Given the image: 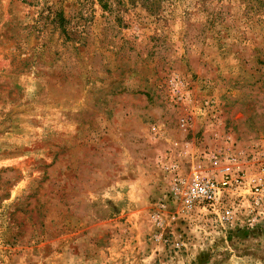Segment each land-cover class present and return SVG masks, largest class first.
<instances>
[{
    "label": "rangeland",
    "instance_id": "obj_1",
    "mask_svg": "<svg viewBox=\"0 0 264 264\" xmlns=\"http://www.w3.org/2000/svg\"><path fill=\"white\" fill-rule=\"evenodd\" d=\"M227 162L264 184V0H0V264H264V200L171 194Z\"/></svg>",
    "mask_w": 264,
    "mask_h": 264
},
{
    "label": "built area",
    "instance_id": "obj_2",
    "mask_svg": "<svg viewBox=\"0 0 264 264\" xmlns=\"http://www.w3.org/2000/svg\"><path fill=\"white\" fill-rule=\"evenodd\" d=\"M199 168L197 166V170L192 171L188 178L174 176L172 179L171 194L181 211H197L218 227L232 226L238 222L254 226L260 213L257 209L264 200L261 179H256L258 183L245 191V173L240 167L227 162L210 176L198 171ZM251 206L258 207L247 210ZM254 211L257 213L251 217Z\"/></svg>",
    "mask_w": 264,
    "mask_h": 264
},
{
    "label": "trees",
    "instance_id": "obj_3",
    "mask_svg": "<svg viewBox=\"0 0 264 264\" xmlns=\"http://www.w3.org/2000/svg\"><path fill=\"white\" fill-rule=\"evenodd\" d=\"M60 27H62V26H60Z\"/></svg>",
    "mask_w": 264,
    "mask_h": 264
}]
</instances>
